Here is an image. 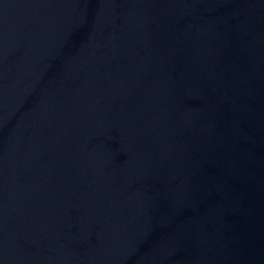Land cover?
Wrapping results in <instances>:
<instances>
[{
    "label": "water",
    "instance_id": "1",
    "mask_svg": "<svg viewBox=\"0 0 264 264\" xmlns=\"http://www.w3.org/2000/svg\"><path fill=\"white\" fill-rule=\"evenodd\" d=\"M0 264H264V0H0Z\"/></svg>",
    "mask_w": 264,
    "mask_h": 264
}]
</instances>
